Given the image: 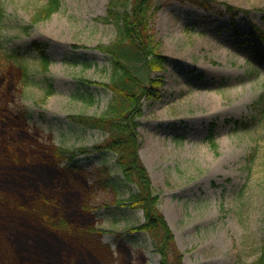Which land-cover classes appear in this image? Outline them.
I'll use <instances>...</instances> for the list:
<instances>
[{
  "label": "rangeland",
  "instance_id": "1",
  "mask_svg": "<svg viewBox=\"0 0 264 264\" xmlns=\"http://www.w3.org/2000/svg\"><path fill=\"white\" fill-rule=\"evenodd\" d=\"M58 1V10L44 19L37 14L48 0H0V129L22 123L42 147L90 149L105 135L68 117L104 114L112 94L99 84L110 80L111 58L96 48L115 39L116 25L104 21L110 0ZM212 1L211 9L156 3L150 30L166 60L161 72L150 74L162 79L159 98L141 100L138 155L183 264H250L264 254V0ZM33 43L44 50L46 70ZM18 64L27 68L25 80ZM77 94L93 95L94 102ZM208 98L217 100L219 111L206 110L201 101ZM19 136L13 144L21 149L18 157L35 159L27 169L42 177L31 182L32 196L42 192V199L53 200L41 208L102 232L98 239L116 264H159L148 234L131 233L144 215L127 204L136 189L122 178L113 152L79 158L78 171L67 178ZM5 140L0 135L1 161ZM57 182L72 185L60 193V205L51 187ZM80 189L94 224L79 216ZM30 205L27 196L25 221L0 219V264H58L65 241L28 215ZM86 251L91 263L107 264Z\"/></svg>",
  "mask_w": 264,
  "mask_h": 264
},
{
  "label": "trees",
  "instance_id": "2",
  "mask_svg": "<svg viewBox=\"0 0 264 264\" xmlns=\"http://www.w3.org/2000/svg\"><path fill=\"white\" fill-rule=\"evenodd\" d=\"M157 1L159 0H110L108 3L104 21L115 23V39L107 45L98 46L96 49L110 56L111 76L107 83H89L99 84V86L109 90L112 97L102 115L77 114L68 117L72 125L102 132L105 135L102 143L94 145L90 149L79 148L76 150L60 146L42 147L38 143L37 134H29L22 123H14L11 126L5 123L1 125V138H9L10 143L5 140V159L0 160V165H2L0 166V219L4 218L13 223L25 221L27 196H29L32 205L29 206L28 215L34 217L35 214L37 221H41L49 231L61 235L65 241L63 247L60 246L59 248L60 260L58 264H93L84 256L83 251L86 250L94 253L95 255L90 254L107 264H116V261L113 259L109 245L101 244L98 239L102 232L94 229L83 230L76 223V216L74 218L70 215L63 217L57 213L53 216L48 208L40 207L42 204L52 203L53 200L42 199L43 194L40 196L42 192L32 196L35 191L31 190V182L41 183L42 177L39 173L27 169V164H32L35 159H27L26 157L20 159L18 157L17 153L21 149L13 145L15 143L14 135H21L22 139L19 136V140H23L21 143L23 146L26 147L28 144L34 147L39 154H44L48 159L41 160V162L46 163L48 161L47 165L54 164L60 167L59 172L67 178L70 171H78L79 158L90 154H100L103 151L113 152L122 178L136 189V192L128 198L127 204L132 209L142 210L144 215V222L132 229L131 233L145 232L148 234L152 241L153 250L160 257L159 264H183L182 255L174 242V236L160 212L159 197L155 193L150 176L138 155L140 144L136 129L139 126L138 120L142 113L141 100L159 98L157 90L162 85V79H151L150 74L161 72L166 60L164 56L158 53V44L150 30L151 20L157 9ZM179 1L189 2L202 9H211L214 3L212 0ZM59 7L58 0H48L47 6L40 9L37 18L42 13L43 18L48 19ZM226 8L231 9L227 5ZM2 17L3 10L0 5V22ZM33 47L38 52L40 62L46 70L48 59L44 55L43 48L36 43H33ZM15 57L18 59L17 55ZM17 66L22 78H26L27 68L21 64ZM48 95H50V91L44 94L45 97ZM77 97L89 104L94 102L93 95L87 97L77 94ZM208 140H212V136L208 137ZM51 187L55 194L54 201L58 205L62 202L60 193L72 189V185L67 183L66 186H62L58 182L52 184ZM81 194L84 195L82 203L80 196L78 200H75L77 203L79 202V216H90L94 224L93 210L86 201L87 195L85 191ZM63 202L66 206L64 200ZM3 207H5L4 211L2 210ZM2 212L5 213L3 217ZM71 214L75 213L72 212ZM95 249L101 251L105 256H97ZM30 254H32L30 257L34 259H42L34 251H31ZM1 264H5V260H2ZM126 264L133 263L128 261ZM250 264H264V254H261L257 260Z\"/></svg>",
  "mask_w": 264,
  "mask_h": 264
},
{
  "label": "bare ground",
  "instance_id": "3",
  "mask_svg": "<svg viewBox=\"0 0 264 264\" xmlns=\"http://www.w3.org/2000/svg\"><path fill=\"white\" fill-rule=\"evenodd\" d=\"M201 104L210 112H217L220 110V106H218L217 100L214 98L204 99L201 101Z\"/></svg>",
  "mask_w": 264,
  "mask_h": 264
}]
</instances>
